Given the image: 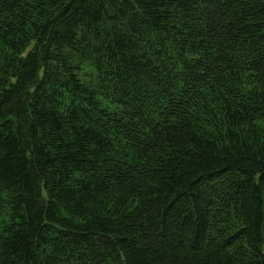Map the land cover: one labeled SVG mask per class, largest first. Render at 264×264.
<instances>
[{"label":"trees","instance_id":"trees-1","mask_svg":"<svg viewBox=\"0 0 264 264\" xmlns=\"http://www.w3.org/2000/svg\"><path fill=\"white\" fill-rule=\"evenodd\" d=\"M0 264H264V0H0Z\"/></svg>","mask_w":264,"mask_h":264}]
</instances>
